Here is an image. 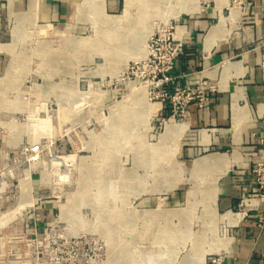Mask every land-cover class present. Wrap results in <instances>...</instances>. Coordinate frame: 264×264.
<instances>
[{"label":"rangeland","instance_id":"374dc122","mask_svg":"<svg viewBox=\"0 0 264 264\" xmlns=\"http://www.w3.org/2000/svg\"><path fill=\"white\" fill-rule=\"evenodd\" d=\"M49 1L71 18L50 23ZM251 1L0 0V259L191 264L214 227L229 235L177 165L161 110L175 78L157 85L151 37L215 6L243 18Z\"/></svg>","mask_w":264,"mask_h":264},{"label":"crops","instance_id":"0c3cea01","mask_svg":"<svg viewBox=\"0 0 264 264\" xmlns=\"http://www.w3.org/2000/svg\"><path fill=\"white\" fill-rule=\"evenodd\" d=\"M251 2L243 18L238 10L225 16L215 6L182 18L175 27L184 54L171 72L173 88L207 84L214 90H206L202 104L190 102L180 119L170 117L171 106L161 103L165 134L177 138V165L191 162L192 180L203 184V213L230 230L217 238L214 227L213 238L198 244L191 260L183 259L191 264L201 252L204 264L207 256L208 264L217 256L220 264H264V199H257L251 173L256 162L264 163V0ZM43 11L54 25L73 13L66 1H49ZM44 226L39 224L40 230Z\"/></svg>","mask_w":264,"mask_h":264},{"label":"built area","instance_id":"2783aa9c","mask_svg":"<svg viewBox=\"0 0 264 264\" xmlns=\"http://www.w3.org/2000/svg\"><path fill=\"white\" fill-rule=\"evenodd\" d=\"M174 33L175 29L173 31V28H169L157 32L151 37V42L154 44L151 51L152 56L159 60L158 67L153 72L154 79L159 78L156 82L157 85L165 86L174 79L170 74L178 66L179 60L184 54V45L175 38ZM208 89L210 91L214 90L212 86H207V84H201L196 88L177 89L174 95L169 94L163 100L170 99L173 117L180 119L184 118L186 108L190 102L199 100L200 104H202L207 99L206 90ZM251 173L257 184V199H264V163L261 161L256 162L251 169ZM240 207H245V200L241 201ZM19 244V246L25 245L24 242ZM53 253H56V251L54 250ZM30 255L28 258L18 260H10L3 257L0 259V264H45L44 262L46 261H42L39 253L32 251ZM211 263L220 264L221 257H213Z\"/></svg>","mask_w":264,"mask_h":264},{"label":"bare ground","instance_id":"6f19581e","mask_svg":"<svg viewBox=\"0 0 264 264\" xmlns=\"http://www.w3.org/2000/svg\"><path fill=\"white\" fill-rule=\"evenodd\" d=\"M34 5H35V3H34ZM36 6V5H35ZM193 9V7L192 8H190V9H188V10H192Z\"/></svg>","mask_w":264,"mask_h":264}]
</instances>
